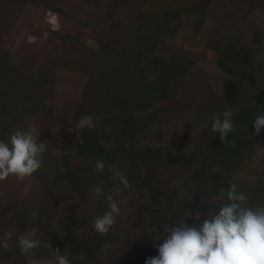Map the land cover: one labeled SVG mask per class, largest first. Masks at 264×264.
I'll return each mask as SVG.
<instances>
[{
    "label": "rangeland",
    "instance_id": "rangeland-1",
    "mask_svg": "<svg viewBox=\"0 0 264 264\" xmlns=\"http://www.w3.org/2000/svg\"><path fill=\"white\" fill-rule=\"evenodd\" d=\"M148 4V0H0V140L7 141L25 126L29 118L21 120L25 114L48 111L51 138L43 158L54 162L58 172L54 185L38 171L22 182L13 176L0 181V237L14 234L9 250L0 247V264H57L61 254H67L72 264H135L131 245L160 234V224L151 216L155 220L167 216L173 226L185 219L195 224L190 212H207L206 205L223 203L214 186L180 165L167 170L166 178L163 175L160 197H151L148 190H121L117 197L121 216L114 235L110 231L97 246L78 249L85 239L101 238L93 221L107 210L104 198L90 191L99 182L94 173L90 176L96 158L104 159L106 166L122 165L126 172L140 151L162 149L200 162L208 172L235 183L248 195L249 206L264 204V130L252 135L251 123L264 111L258 109L250 122L238 124L246 135L240 147L231 149L237 163L230 169L212 154L220 134L211 131V113L231 108L236 115L245 105L242 97L249 81L237 67L254 56V63L264 66V0H180L166 12ZM87 47L109 55L96 58ZM12 95L25 100L16 102ZM259 103H264L263 97ZM87 114L97 118L95 130L76 127ZM66 125L76 129L78 142L65 151L53 145L52 137ZM85 132L94 142L100 140L101 154L87 156L83 151ZM216 150L224 151L220 142ZM106 170L98 177L106 180L107 194L114 182ZM53 187L59 189L55 195ZM47 198L57 199L51 209L56 212L55 225L46 222L47 213L32 225L26 201L43 203ZM140 209H151L152 214L144 215L147 224L136 220ZM32 226L40 227L44 235L30 255H22L15 236Z\"/></svg>",
    "mask_w": 264,
    "mask_h": 264
},
{
    "label": "clouds",
    "instance_id": "clouds-1",
    "mask_svg": "<svg viewBox=\"0 0 264 264\" xmlns=\"http://www.w3.org/2000/svg\"><path fill=\"white\" fill-rule=\"evenodd\" d=\"M234 115L231 108L222 113H211L212 133L218 132L221 143H227L229 147L235 146V139H228L236 130ZM96 121L95 116L87 114L79 119L76 127L95 130ZM251 123L254 127L252 135H260L264 130V113H257ZM40 131L35 122L29 119L7 141L0 140V181L13 176L22 182L43 167V155L48 143L40 141ZM106 168L110 173L109 179L114 182L109 192L105 193L103 179L90 186L91 193L97 198L103 197L107 204V210L93 221L94 231L104 236L113 230L121 216L117 197L122 188L131 187L122 165L106 166L104 159H97L93 173L100 175ZM237 188L235 183L230 184L226 201L218 207L202 203L207 206V212H190L189 217L197 221L195 224H188L185 219L175 226H165L163 237H153L158 242L154 245L158 255L147 257L145 264H264V204L249 206L248 195ZM220 192L223 194L224 189L221 188ZM43 235L38 226L19 232L15 241L20 253L30 255L39 246ZM13 237L12 232H5L0 237V247L9 250V241ZM160 240L163 242L159 243ZM104 247L106 249L108 245ZM56 259L57 264H72L67 254H61Z\"/></svg>",
    "mask_w": 264,
    "mask_h": 264
},
{
    "label": "trees",
    "instance_id": "trees-1",
    "mask_svg": "<svg viewBox=\"0 0 264 264\" xmlns=\"http://www.w3.org/2000/svg\"><path fill=\"white\" fill-rule=\"evenodd\" d=\"M155 0H148V6L151 9H155L158 12L160 11H164L166 12V10L168 9V7H171V5H175V4H179L180 0H158V5L154 4ZM198 0H187V2H196ZM200 1V0H199ZM179 2V3H178ZM156 3V2H155ZM134 11L136 9H133ZM77 44H81L80 42H77ZM83 45V43H82ZM85 46V44H84ZM88 48V47H87ZM69 49H73V47H69ZM89 50L94 51L93 56L96 58H102L103 56H105L104 50L102 53H99L91 48H88ZM253 51L248 52L245 54H252ZM259 53V52H258ZM109 55L108 53H106V56ZM113 59H115V56L112 57ZM254 59V60H253ZM256 56L254 57H250L247 59V63L245 66H238L237 67V71L239 72V74H244L245 77L248 79L249 81V88L245 89L244 93H243V105L240 110L236 113L235 117H233L234 121L236 120V129L233 133H231L228 137L229 141L236 139V141L238 140V143L235 142V146L234 147H229V145L227 143L222 144L221 140L219 141L222 146L224 147V151L223 152H219L216 150V147L218 146L219 142L216 144V147L212 150V154L216 155L219 163L224 166L225 168H229L234 166L237 162H235L236 160V155L233 156L232 150H234L236 147H240V143L239 141L242 139L243 135L245 134L244 131H240L238 124H243L246 125L248 122H250L253 118V115L255 113V111H257L258 109L264 111V108H261L259 106L264 107V103L261 105L259 102H261V97L264 98V81L261 79L264 76V69L260 64H255L254 62L256 61ZM158 59L155 60V63L157 62ZM249 61V62H248ZM221 69H223V71H225L226 73H228L229 75L232 76H237L236 74H233L230 70H228L225 66H223L222 64L219 65ZM263 69H261V68ZM165 80V79H163ZM169 80V78H167V81ZM254 89L256 90V94H254ZM253 96V97H252ZM16 100V102H23L25 100L24 97L20 96V98H18L17 96H13L12 95V100ZM147 99V98H146ZM142 101L144 102V100L141 99H136L133 101ZM132 102V101H131ZM130 102L127 104L129 105ZM247 105V106H246ZM240 116L237 119V116ZM27 117H29L27 120L31 119L35 122L37 128L40 131V136L39 139L41 141H49L51 138V121H52V115L48 112V111H43V112H33L30 114H25L21 120L26 119ZM241 120H243V123L241 122ZM26 122V121H25ZM20 128V127H19ZM17 128V129H19ZM23 128V127H22ZM10 135V133L8 134ZM91 134L86 133L84 134L83 137H86V139L88 141H86V143L84 144L83 147V151L87 154V156H90L92 153L94 154L95 152L98 153H102L103 151V147L101 146L102 143L100 142V140L95 141V138L89 139L87 136H90ZM246 135V134H245ZM11 136V135H10ZM10 136L8 138H10ZM220 139V138H219ZM93 141V143L90 142ZM52 142L53 145H60L63 146L65 151L66 150H70L72 149L78 142V134L76 129L73 126H64V128L61 130V132L55 133L53 134L52 137ZM120 146H118L119 148ZM232 149V150H231ZM110 150V149H109ZM230 150V151H229ZM228 153H227V152ZM236 151V150H235ZM231 152V154H230ZM112 153V150H110L109 154L107 157H110ZM92 154V155H93ZM139 157L137 158V160L134 162V164L132 166H130L128 168V170L125 172V175L127 176L128 180H129V184L131 185L130 188L128 189H123V191H131L133 192L134 189H137L138 192H144L146 190L150 191V196L151 197H160V195L164 193L163 191V185L161 186L160 184L162 183V181L167 177L166 174L168 173L169 170L173 171L176 170V167H179L180 165L183 166H187L188 168L195 170L196 171V175L198 178H202L205 179L207 181V183L211 186H214V188L217 190V195H218V199L222 202L226 201V194L229 188V185L232 184L228 181L225 180V178L222 175H217L214 173H210L208 172V168L206 167V165L201 164L200 162H196L194 160H187L184 159L182 157H177L174 154H172L169 151H165L162 149H152V148H147L144 149L142 151H140ZM238 159V156H237ZM94 160V159H93ZM97 160V158L95 159V161ZM168 170V171H167ZM39 173L43 174V176L46 178V181L49 183L57 184L58 183V172L56 170V166L54 162H51L49 160H46L43 158V167L38 170ZM107 172V170H106ZM104 173L100 174V175H104ZM96 175V174H95ZM163 175L165 176V178L163 177ZM90 176H93V172H90ZM99 175H96L95 177L100 181L101 179L105 180L104 178H99ZM106 181V180H105ZM223 188L224 189V193L222 194L220 192V189ZM237 190L240 192L239 188H237ZM59 191V189L57 187H53V192L54 195L57 194ZM163 192L160 194V192ZM161 195V196H162ZM57 199H51V198H47L46 200H44V202H40L37 200H34L33 202H27L26 201V205L27 207H29V209L31 210V212H35L36 215L33 216L32 214L29 217L30 222H32V225H35L37 223L36 219L38 220L40 217H43V215L46 216L45 213H47V216L45 219L46 222L48 220H50V223H53L52 226L55 225L56 223V212H51V209H53L54 205H56ZM44 203H47V207L44 206ZM161 206V205H160ZM151 209H140L136 212V220L138 222H141L143 224H147V220L146 217H144L145 214H147V212L150 213ZM159 214L163 215L162 213ZM165 216V214H164ZM151 221H156L157 223L160 224V234H156V235H152V236H148V238L145 237V240H143L142 242H134L133 245H131L132 248V253L135 255L134 256V261L135 264H145L146 258L149 256H157L158 255V251L157 249L154 247L155 244H157L158 242L153 239V237L155 236H163L164 232H163V228L165 226L171 227L173 226L171 223V219L167 218V216H165L164 218L162 216H160L159 219L154 218V216H151ZM34 223V224H33ZM162 223V224H161ZM49 224V223H48ZM47 227V225H46ZM114 230L115 227L113 228V230L111 231V236L114 235ZM119 230V227L117 228V231ZM139 235V234H138ZM101 238H93L96 241H88L87 239L84 240L83 243H78L77 247L79 248H83L81 250L86 251L88 248L92 247V245L97 246L101 240L103 239L104 235H100ZM87 237V236H85ZM163 240H160L159 243H162ZM128 243V242H127ZM129 244V243H128ZM57 246H54L56 248H59L61 250H63L62 245L61 244H56ZM130 247V246H129ZM96 247L91 248L92 250H95ZM96 251V250H95Z\"/></svg>",
    "mask_w": 264,
    "mask_h": 264
}]
</instances>
